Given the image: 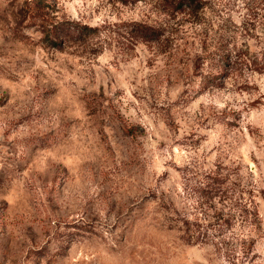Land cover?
Instances as JSON below:
<instances>
[{
	"label": "rangeland",
	"instance_id": "obj_1",
	"mask_svg": "<svg viewBox=\"0 0 264 264\" xmlns=\"http://www.w3.org/2000/svg\"><path fill=\"white\" fill-rule=\"evenodd\" d=\"M201 1L0 0V264H264V0Z\"/></svg>",
	"mask_w": 264,
	"mask_h": 264
},
{
	"label": "trees",
	"instance_id": "obj_2",
	"mask_svg": "<svg viewBox=\"0 0 264 264\" xmlns=\"http://www.w3.org/2000/svg\"><path fill=\"white\" fill-rule=\"evenodd\" d=\"M167 2H168V7H167L166 11H167V13H170V14L178 12L180 9H190L191 8L192 10H196L200 6V4L202 3L201 0H167ZM77 25H78L77 30L79 31V34H82L83 32H89V31L92 32L96 29V28H93V27L87 26V25H79V24H77ZM148 29H149V26H147L143 23H136L135 30H137L140 33L139 35H141V36L147 35V33L149 32V31H147ZM53 42L55 44H59V42H61V41H60V38L59 39L53 38ZM218 77H216V79ZM215 179H216L217 184L213 185L210 188V191H213L212 192L213 195H218V197L220 198V196H221L220 192H222V190H223V188H221L219 185V182H221V180H220V178H215ZM244 211H246V216H247L246 220L248 221V223H251V221L255 219L256 213L255 212L252 213L248 209V206H246ZM231 217H232V215H230L229 217H226V218H221V216L219 217L218 215L215 214V218L213 221L208 220V223H204L202 225L195 223V224H193V227L192 226L187 227L183 236L185 237L186 241H188V242H196V241L211 242V243H214L215 245H217V247L219 249H221L223 247L222 246L223 242L218 239V235L222 234L223 229L229 228V226L231 225V220H232ZM219 219H222L224 221V224L219 222L218 221ZM207 225H211V227L210 226L207 227ZM251 243H252V241L245 242L244 240L240 243V245H241L240 249H241V251H244L243 254L245 256L248 255L249 249L251 247Z\"/></svg>",
	"mask_w": 264,
	"mask_h": 264
}]
</instances>
